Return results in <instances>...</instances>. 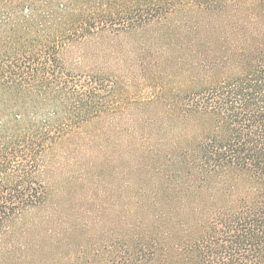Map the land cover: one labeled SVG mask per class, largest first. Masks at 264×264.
I'll return each mask as SVG.
<instances>
[{
	"label": "trees",
	"instance_id": "16d2710c",
	"mask_svg": "<svg viewBox=\"0 0 264 264\" xmlns=\"http://www.w3.org/2000/svg\"><path fill=\"white\" fill-rule=\"evenodd\" d=\"M172 24L186 29L180 45L138 48L141 63L177 62L165 79L156 69L151 89H131L133 71L107 66L128 54L116 40ZM103 40L108 48L97 49ZM175 67L223 74L163 89ZM148 70L143 63L135 72ZM146 102L207 121L194 136L163 129L161 144L164 178L197 197L153 198L160 205L146 226L105 245L109 260L82 264H264V0H0V241L47 203V153Z\"/></svg>",
	"mask_w": 264,
	"mask_h": 264
},
{
	"label": "rangeland",
	"instance_id": "374dc122",
	"mask_svg": "<svg viewBox=\"0 0 264 264\" xmlns=\"http://www.w3.org/2000/svg\"><path fill=\"white\" fill-rule=\"evenodd\" d=\"M195 18L194 14L191 22ZM177 25L150 27L124 41L116 40L113 46L128 54L110 62L100 57L95 62H109L108 67L124 73L133 71L129 74L131 89L137 92L151 89L148 83L156 77V69L161 71L157 77L165 79L177 62L162 59L157 67L149 59L141 63L138 48L153 51L173 39V44L180 45L178 37L185 35L186 29ZM95 47L106 49L108 42L99 41ZM143 63L149 70L135 72ZM177 69L173 68L163 89L196 87L208 77L220 78L223 74L219 69L198 77L195 71L192 77ZM179 113L178 108L169 111L164 105L146 102L129 107L115 118L85 126L54 147L44 156L41 173L50 197L45 206L24 213L9 227L0 241L1 264H82L89 259L97 262L93 255H99L104 262L113 255L105 252V245L119 234L132 233L135 224L146 226L150 221L160 205L153 203V198L159 203V199L178 194L194 198L195 189L186 192L178 182L170 184L161 167L167 151L163 129L177 127L178 137L182 136L181 128L192 131L193 136L206 129L207 121L201 116H185L183 120ZM143 139H148L147 143ZM207 193L202 194L203 199ZM82 252H87L88 259L76 258Z\"/></svg>",
	"mask_w": 264,
	"mask_h": 264
}]
</instances>
